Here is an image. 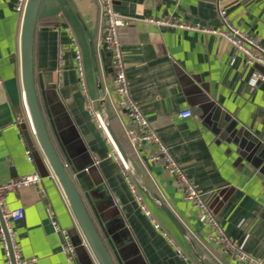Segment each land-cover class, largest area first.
Listing matches in <instances>:
<instances>
[{
	"label": "crops",
	"instance_id": "0c3cea01",
	"mask_svg": "<svg viewBox=\"0 0 264 264\" xmlns=\"http://www.w3.org/2000/svg\"><path fill=\"white\" fill-rule=\"evenodd\" d=\"M113 2L115 11L128 20L119 30V40L132 98L227 239L264 263V81L254 88L248 84L254 73L264 76V68L247 66L242 56L232 64L234 49L222 38L144 21L172 18L217 29L218 11L224 10L234 27L264 48V0ZM17 6L18 0H0V182L29 174L41 178L39 186L6 196L8 209L24 211V218L14 225L20 254L35 260L30 264H97L30 124L21 79L22 15ZM100 32L97 0H43L33 68L50 140L114 264H240L219 242L210 240L213 231L199 222L176 179L161 163L147 162L153 148L134 149L125 138L124 128L131 123L118 110L114 68ZM72 40L81 50L85 93ZM89 107L104 115L117 141L116 134L123 138L124 146L118 143L132 181L160 230L141 212ZM185 110L192 116L181 119ZM228 124L234 135L226 132ZM27 151L32 162L26 159ZM46 210L74 246L72 263L61 252L63 237L52 228ZM0 264H6L1 247Z\"/></svg>",
	"mask_w": 264,
	"mask_h": 264
},
{
	"label": "built area",
	"instance_id": "2783aa9c",
	"mask_svg": "<svg viewBox=\"0 0 264 264\" xmlns=\"http://www.w3.org/2000/svg\"><path fill=\"white\" fill-rule=\"evenodd\" d=\"M26 2L27 0H18L17 11L21 15H23ZM97 2L101 16V43L110 56L115 73L113 83L118 99L117 107L119 111L123 112L129 118L131 123L130 127L124 128L125 138L134 149L141 145H148L153 148V153L147 156V162L161 163L168 174L176 179L183 192L184 200L189 202L198 212L199 222L203 225H208L213 231V236L210 237L211 241L216 240L219 242L223 246L224 250L229 254V257L237 263L264 264L263 262L244 253L240 248H236L227 239L210 208L205 204L202 197L194 188L184 171L180 168L169 150L151 128L148 120L144 117L140 106L132 98L126 79L124 63L125 55L119 40V30L128 25V20L115 11L113 0H97ZM218 16L220 20V27L217 29L199 28L194 25L191 26L189 24L177 22L172 18L159 20L145 19L144 21L157 27L195 31L222 38L234 49V56L231 62L232 64L235 63L236 57L242 56L247 66H260L264 68V48L261 47L255 40L247 37L240 30L234 27L230 23L227 13L224 10H219ZM72 52L76 73L80 78V86L82 92L85 93L81 50L75 40H72ZM263 81L264 76L254 73L249 79L248 84L251 88H254L258 85V83ZM89 113L106 144L111 148L112 157L121 165L125 183L131 194L134 196L141 212L150 220L154 229L160 230V226L152 218L150 211L143 204V199L139 195L137 188L132 181L131 168L129 164L124 161L114 144L109 134L104 115L100 112H96L92 107H89ZM191 116L192 113L189 110H185L179 114L181 119H188ZM25 155L27 161L32 162L31 153L27 151ZM95 163L97 164V162ZM40 184L41 178L37 174L25 175L8 183L0 182V247L6 264H30L35 261L33 259H23L20 254L14 225L24 218V211L22 208L14 210L8 209L6 207V196L9 193L18 192L28 187H37ZM46 214L54 231L63 237L61 252L66 257L67 262L72 263L75 255V249L69 236L65 231L60 229L49 210H46ZM162 234L170 244H174L166 233L162 232ZM177 253L180 257L182 256L180 250H177Z\"/></svg>",
	"mask_w": 264,
	"mask_h": 264
},
{
	"label": "water",
	"instance_id": "95a60500",
	"mask_svg": "<svg viewBox=\"0 0 264 264\" xmlns=\"http://www.w3.org/2000/svg\"><path fill=\"white\" fill-rule=\"evenodd\" d=\"M43 0H27L22 15L20 34V62L21 79L24 94V103L28 113L30 124L36 136L40 150L56 178L63 195L72 211L78 227L86 241L90 252L97 264H114L103 241L101 240L74 184V180L61 162L54 146L50 140L44 124L40 106L36 96L33 68V43L37 20ZM109 134L120 152L124 161L128 163L127 157L112 133L110 126H107ZM226 132L234 135L232 124H228ZM159 201V200H158ZM161 209L166 213L172 223L181 233L184 229L175 216L163 205Z\"/></svg>",
	"mask_w": 264,
	"mask_h": 264
},
{
	"label": "trees",
	"instance_id": "16d2710c",
	"mask_svg": "<svg viewBox=\"0 0 264 264\" xmlns=\"http://www.w3.org/2000/svg\"><path fill=\"white\" fill-rule=\"evenodd\" d=\"M39 24H40V22H39ZM45 24H50V23L48 22V23H45ZM116 137H117L118 141L120 142V144L122 146H124V140H123V138L119 134H116Z\"/></svg>",
	"mask_w": 264,
	"mask_h": 264
}]
</instances>
